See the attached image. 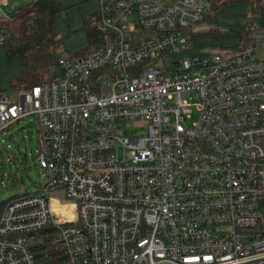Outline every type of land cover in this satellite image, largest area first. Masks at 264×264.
Returning a JSON list of instances; mask_svg holds the SVG:
<instances>
[{"label": "built area", "instance_id": "2783aa9c", "mask_svg": "<svg viewBox=\"0 0 264 264\" xmlns=\"http://www.w3.org/2000/svg\"><path fill=\"white\" fill-rule=\"evenodd\" d=\"M99 2L102 44L0 93V131L36 118L46 177L0 207V264H37L46 229L51 264H264V32L172 71L154 60L191 46L208 0Z\"/></svg>", "mask_w": 264, "mask_h": 264}, {"label": "rangeland", "instance_id": "374dc122", "mask_svg": "<svg viewBox=\"0 0 264 264\" xmlns=\"http://www.w3.org/2000/svg\"><path fill=\"white\" fill-rule=\"evenodd\" d=\"M30 0H6L0 6V15H8ZM60 10L53 21V29L57 35V54L71 55L86 48L89 44L87 28L92 24V14L99 8V0H57ZM253 36L264 32V12L253 15L251 0H238L208 8L206 15L192 26L191 46L180 52H173L154 60L153 64H165L175 71L174 61L195 56L200 62L207 61V66L214 64L217 54L227 49H236L241 44L240 34L249 28ZM217 33L214 34L212 31ZM202 66H198V69ZM192 68H194L192 66ZM21 69L19 55L8 56L5 44L0 39V93L10 100H17L20 90L12 87L11 80ZM186 70H180L184 72ZM191 119L196 118V101ZM123 136L134 133L144 135L146 125L140 120H130L119 125ZM39 145L38 122L33 115L15 121L0 131V201L23 191H35L46 180L44 169L36 160ZM53 195L63 198L61 190L53 191Z\"/></svg>", "mask_w": 264, "mask_h": 264}, {"label": "trees", "instance_id": "16d2710c", "mask_svg": "<svg viewBox=\"0 0 264 264\" xmlns=\"http://www.w3.org/2000/svg\"><path fill=\"white\" fill-rule=\"evenodd\" d=\"M210 8L238 0H208ZM253 15L263 11L260 0H251ZM60 10L57 0H30L7 16L0 15V39L4 41L6 54L19 55L21 69L11 80L12 87L25 90L42 83L50 77L51 70L57 61L58 38L53 29V21ZM98 17L97 13L92 18ZM249 28L240 34L241 44L252 41ZM214 34L217 32L212 31ZM89 44L81 51H86L102 44L101 29L97 23L87 28ZM42 241L33 244L37 264H51L61 259L58 253L60 245L53 240L52 229L42 231Z\"/></svg>", "mask_w": 264, "mask_h": 264}, {"label": "water", "instance_id": "95a60500", "mask_svg": "<svg viewBox=\"0 0 264 264\" xmlns=\"http://www.w3.org/2000/svg\"><path fill=\"white\" fill-rule=\"evenodd\" d=\"M1 164V163H0ZM7 199V198H6ZM6 199H3L0 201V207L2 206L3 202L6 200Z\"/></svg>", "mask_w": 264, "mask_h": 264}]
</instances>
